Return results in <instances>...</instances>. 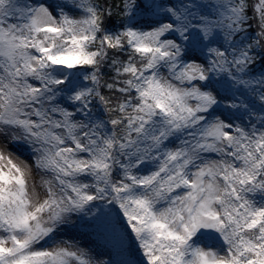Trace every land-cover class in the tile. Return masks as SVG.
Returning a JSON list of instances; mask_svg holds the SVG:
<instances>
[{
  "label": "snow or ice",
  "instance_id": "obj_1",
  "mask_svg": "<svg viewBox=\"0 0 264 264\" xmlns=\"http://www.w3.org/2000/svg\"><path fill=\"white\" fill-rule=\"evenodd\" d=\"M0 264H264V0H0Z\"/></svg>",
  "mask_w": 264,
  "mask_h": 264
}]
</instances>
